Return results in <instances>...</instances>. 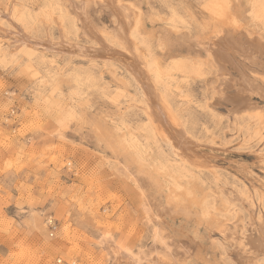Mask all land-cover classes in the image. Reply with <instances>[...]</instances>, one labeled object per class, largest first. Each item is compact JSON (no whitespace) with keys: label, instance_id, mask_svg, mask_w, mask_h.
Returning a JSON list of instances; mask_svg holds the SVG:
<instances>
[{"label":"rangeland","instance_id":"374dc122","mask_svg":"<svg viewBox=\"0 0 264 264\" xmlns=\"http://www.w3.org/2000/svg\"><path fill=\"white\" fill-rule=\"evenodd\" d=\"M0 14L32 41H103L144 76L18 44L0 17V264H132L117 245L141 264H264L250 243H264V0H0Z\"/></svg>","mask_w":264,"mask_h":264},{"label":"bare ground","instance_id":"6f19581e","mask_svg":"<svg viewBox=\"0 0 264 264\" xmlns=\"http://www.w3.org/2000/svg\"><path fill=\"white\" fill-rule=\"evenodd\" d=\"M120 13L123 14L125 12V10L123 8H120ZM2 15V14H0ZM3 17L4 19H6L9 23V25L12 27L10 30L7 31L8 35L14 36L15 38V42H17L18 44H33L37 47L41 46V47H45L46 49H50V50H54V51H66L70 53V51L73 54H82L83 56L85 55L88 58L91 59H100V58H104V60H107L108 58H117V59H121L126 66L128 67L129 71H131V73L133 75H135L139 81L142 83V79L144 78L143 74L139 73V64L138 62H136L135 59H129L127 58L124 54L121 53V51H116L114 50V48H112L111 46H108L106 44H104L103 41H100V45L97 48H93V47H78L74 44H68L67 42H61V43H57L51 40H47L46 42H42V41H37V40H31L30 37H28L23 30H21L15 23L14 20L10 17V16H0ZM91 25V24H90ZM90 25H88V27H90ZM124 25H128L127 22L124 23ZM87 27V29H88ZM233 39V38H232ZM223 42V46L221 47V52L222 53H227L228 50L231 48L234 51H236V53H247V51L243 50L240 43L239 42H235L234 39L233 40H229V38H223L222 39ZM65 49V50H64ZM245 77V76H243ZM149 86V85H148ZM243 86L245 87H251L254 88L252 86V83L248 82V80L246 78H243ZM259 88V87H258ZM256 87V89H258ZM255 88L252 90H256ZM146 92L147 94L150 95V97H152V91L150 90V88H146ZM248 104V103H247ZM248 105H251L248 104ZM152 107L154 112L156 113V116L158 118H156L155 116H153V119L155 121V123L157 124V128L161 131V133L178 142L181 143V141L178 139L181 135L180 133L176 130V128L173 126V124L169 121V119L166 116V113L162 111V107L157 104L155 101H153L152 103ZM250 236V235H249ZM249 240L251 237H249ZM254 242V246H256V248L258 249H264V243L260 238H253L252 242L250 241V243L252 244ZM112 243V242H111ZM109 243V245L112 246V244ZM116 252H120V255L124 258V259H130L133 263L132 264H141L142 262L147 261V257L143 254H132L128 249H126L124 246H115V249H113ZM154 262H152V264H158V255H155L154 257L152 256Z\"/></svg>","mask_w":264,"mask_h":264},{"label":"built area","instance_id":"2783aa9c","mask_svg":"<svg viewBox=\"0 0 264 264\" xmlns=\"http://www.w3.org/2000/svg\"><path fill=\"white\" fill-rule=\"evenodd\" d=\"M49 227H50V231H51V236L53 237L55 232H57L58 230V226L57 223L54 222V220H52L51 218L47 221ZM55 264H78V262L76 261H66L64 259H57Z\"/></svg>","mask_w":264,"mask_h":264},{"label":"crops","instance_id":"0c3cea01","mask_svg":"<svg viewBox=\"0 0 264 264\" xmlns=\"http://www.w3.org/2000/svg\"><path fill=\"white\" fill-rule=\"evenodd\" d=\"M126 261H129L130 259L128 258V260L127 259H125ZM131 261V260H130ZM132 262V261H131ZM133 263V262H132ZM124 264H125V262H124Z\"/></svg>","mask_w":264,"mask_h":264}]
</instances>
